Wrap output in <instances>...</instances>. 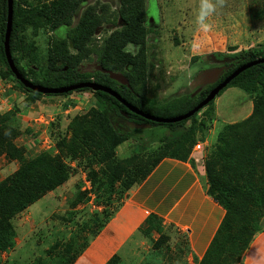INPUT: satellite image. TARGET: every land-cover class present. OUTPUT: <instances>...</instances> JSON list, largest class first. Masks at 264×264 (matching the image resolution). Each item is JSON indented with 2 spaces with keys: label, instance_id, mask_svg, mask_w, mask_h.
Masks as SVG:
<instances>
[{
  "label": "trees",
  "instance_id": "16d2710c",
  "mask_svg": "<svg viewBox=\"0 0 264 264\" xmlns=\"http://www.w3.org/2000/svg\"><path fill=\"white\" fill-rule=\"evenodd\" d=\"M90 1L40 0L38 4H33L30 0H14L9 47L23 77L48 88L96 82L116 91L136 109L162 118L183 115L208 96L211 85L202 89L199 94L177 96L158 104L153 102L147 92L148 20L145 0H120L122 5L116 12H110L107 4L100 6L98 2L91 4ZM84 4L86 7L79 17L77 13ZM8 15V0H0L1 77H11L22 90L29 92V103L36 102L43 96H65L81 91H90L97 98L96 106L86 115L77 116L69 126L74 133V140L72 145H67L66 158L75 161L77 153L86 157L85 167L90 169L88 176L95 190V201L99 203L100 195H103L105 201V209L96 212L94 219L83 226V229L88 227L92 232L90 237L86 236L84 249L72 248L75 243L70 244V249H75V253L68 256L69 260L64 264H74L123 204L122 201L110 213L109 206L113 204L114 192L119 190L123 194L142 184L164 159L189 160L193 147L200 140L198 132L204 131L207 119L199 123L197 116L200 112H197L180 122L160 123L131 111L116 97L101 90L94 91L85 87L62 94H44L27 88L17 79L7 62L5 35ZM118 18L122 20L123 26L113 30L101 44H97L94 36L98 29L106 24L116 23ZM257 19H264V7L258 10ZM63 26L67 28L65 36L49 37L46 56H42L34 39L42 30H56ZM130 43L139 46L136 54L126 50ZM237 50L238 48H231V51L236 52L229 55L221 52L214 54L218 58L229 59L225 75H230L246 63L264 58V44ZM93 59L106 70L122 73L128 79L129 86L100 70L83 71L81 64ZM230 86L239 87L252 96L254 108L248 118L227 124L219 133L211 150V158L206 162L209 181L207 193L226 210L219 232L225 228L231 229L236 224L242 235H234L237 241L230 250L228 245L219 243L221 235L218 233L205 252L201 264H216L222 256L231 257L230 253H235L238 263L256 234L264 230V63L240 73L231 81L228 87ZM210 104L205 107L206 116L214 112ZM72 105L66 104L65 108ZM118 116H129L128 120L148 123L153 127L166 126L169 134L159 138L156 147L138 148L129 158L114 160L116 149L139 131L138 128L115 126L114 119ZM18 134L12 127L0 129V156L5 153L10 159L21 161L14 174L0 180V249L6 247L3 242L6 237L8 239L11 236L12 219L47 193L64 185L77 172L62 156L44 154L26 159L24 149L14 141ZM79 164L83 165L82 162ZM95 164H101V173L94 168ZM85 199L86 195L81 194L71 200V204L75 206ZM61 218L67 223L71 221V214ZM161 220L156 214L150 215L143 228L144 234L149 237L154 229L161 231ZM163 240L166 237L162 236L161 241L164 242ZM60 246L61 242L56 241L46 253L51 249L58 250ZM81 249L83 251L79 254ZM119 257L120 255L115 254L109 264H113ZM31 264L48 263L43 257H39Z\"/></svg>",
  "mask_w": 264,
  "mask_h": 264
},
{
  "label": "rangeland",
  "instance_id": "374dc122",
  "mask_svg": "<svg viewBox=\"0 0 264 264\" xmlns=\"http://www.w3.org/2000/svg\"><path fill=\"white\" fill-rule=\"evenodd\" d=\"M30 1L38 4L40 0ZM94 2H98L100 6L107 4L110 12L119 11L122 5L120 0ZM208 2L213 5V11L205 19V24L208 25L205 29L199 22L203 0L144 1L148 20L147 92L153 102L158 104L177 96L199 94L209 84L195 86L202 72L223 65L215 62L211 54L221 52L229 55L236 52L231 51L234 47L241 50L264 44V19H257L258 10L264 7V0ZM121 26L123 22L120 18L114 24H106L96 33L94 40L101 44L103 39ZM66 33L65 26L58 30H42L34 39L35 45L41 50L42 56H46L48 38L55 35L64 37ZM126 50L136 54L139 46L130 44ZM98 65L93 59L86 60L81 66L83 71L94 72ZM2 71L0 67V73ZM224 90L210 104L214 112L206 116V107L197 116L199 123L207 119V126L197 136L199 141L204 140L205 145L199 151L194 150V147L192 150V154H196L195 162L205 183H209L205 173L206 162L211 158V150L219 133L227 124L248 118L254 108L252 96L241 88L230 86ZM66 104L75 105L66 109ZM96 104L97 98L90 91L74 92L65 96H43L40 100L29 103V92L22 90L11 77L0 76V129L8 126L19 132L14 141L24 149L26 159H34L44 154L62 156L77 170L64 185L47 193L12 219L11 236L8 239L6 237L3 242L6 247L0 249V264H31L39 257H43L48 264H64L69 260L68 256L75 253V249H70V244L75 243L72 248H81L86 236H91V230L88 227L83 229V226L94 219L96 212L105 209L104 197L100 195L97 204L95 190L88 176L90 169L85 167L86 157L77 153V159L70 161L66 155L67 145H72L74 140V133L69 129L70 124L77 116L86 115ZM114 122L116 126L123 125L119 117ZM168 131L166 126L161 125L139 129L133 138L116 149L113 159L129 158L138 148L158 146V139L169 133ZM20 165L21 161L10 159L5 153L1 154L0 180L14 174ZM94 168L101 173V164H95ZM81 194H85L86 199L73 206L71 200ZM127 197L128 192L122 194L119 190L115 191L112 196L113 204L109 206L110 213L122 201L124 204ZM67 214H71V221L65 223L61 217ZM160 222L162 230L151 229L149 237L141 229L125 245L119 259L113 264H201L205 254L200 256L194 250L187 230L166 221ZM262 223L264 225V217ZM219 229L220 227L214 238L219 233V243L228 245L231 250L237 241L234 235H242L238 226L234 224L231 229L225 228L222 232ZM162 236L166 237L164 242L161 241ZM56 241L61 242L60 248L46 253ZM230 256L220 257L216 264H242L243 256L238 263L235 253H230Z\"/></svg>",
  "mask_w": 264,
  "mask_h": 264
},
{
  "label": "crops",
  "instance_id": "0c3cea01",
  "mask_svg": "<svg viewBox=\"0 0 264 264\" xmlns=\"http://www.w3.org/2000/svg\"><path fill=\"white\" fill-rule=\"evenodd\" d=\"M195 158L196 154L187 161L164 159L142 184L128 191L123 206L74 264H109L146 227V220L152 214L164 223L187 230L194 250L203 256L226 211L207 193L208 183ZM242 264H264V230L254 237Z\"/></svg>",
  "mask_w": 264,
  "mask_h": 264
},
{
  "label": "water",
  "instance_id": "95a60500",
  "mask_svg": "<svg viewBox=\"0 0 264 264\" xmlns=\"http://www.w3.org/2000/svg\"><path fill=\"white\" fill-rule=\"evenodd\" d=\"M8 10H9L8 25H7L6 35H5V47H6L7 59H8V63L10 65L11 69L13 70L14 74L18 77L19 80L22 81V83L26 87H28L32 90H35V91L42 92L44 94H62V93H66L69 91H73V90H76L79 88H85V87L91 88L95 91L101 90V91L107 92V93L113 95L114 97H116L123 104H125L130 110L136 112L137 114H140L141 116H143L149 120L155 121V122L176 123V122H180V121L186 120L188 118H191L193 115H195L197 112H199L205 106H207L209 103L214 101L216 99V97L220 94V92H222L225 88H227L228 85L231 83V81L235 77H237L240 73H242L243 71H245L246 69H248L254 65H257L259 63H264V58H259L257 60L251 61L249 63H246V64L238 67L230 75H228L224 79V81H222L218 86L213 88L210 91V93L208 94V96L203 101H201L191 111H189L183 115L173 117V118L156 117L154 115H150V114L144 113V112L136 109L131 104H129L125 99H123L116 91H114L111 88L106 87L102 84L96 83V82H86V83H81L78 85H73V86L64 87V88H48V87H44V86L39 85V84H34L32 81L28 80L27 78L22 77V75L20 74V72L18 71V69L15 66L14 60H13L12 55H11L10 47H9L10 37H11V33H12V26H13L14 0H8ZM210 56L213 58L216 57L214 54H211ZM98 70L109 73L111 78L119 81L122 84L129 85L128 79L120 72H114V71L106 70L103 67H98ZM223 71H224L223 67H217V68H212V69H209V70L202 72V74L199 76L197 82L195 83V86H197L199 84L203 85V84H207V83L216 82L221 77ZM131 126L135 127V128H143V127H149V126H151V124L131 123Z\"/></svg>",
  "mask_w": 264,
  "mask_h": 264
},
{
  "label": "clouds",
  "instance_id": "9594fccd",
  "mask_svg": "<svg viewBox=\"0 0 264 264\" xmlns=\"http://www.w3.org/2000/svg\"><path fill=\"white\" fill-rule=\"evenodd\" d=\"M90 3L91 4H93V3H95L94 2V0H91L90 1ZM89 3V4H90ZM88 4V5H89ZM86 7V4H84V5H82L81 7H80V9H79V11H78V16L80 17L81 16V13H82V11H83V9ZM213 11V5L211 4V3H209L208 2V0H203V3H202V6H201V13H200V16H199V22H200V24H201V26L203 27V28H205V29H207L208 28V25L207 24H205V19H206V17L211 13ZM60 28V27H59ZM58 28V29H59ZM118 28V27H117ZM58 29H56V30H58ZM98 31H99V29H98ZM97 31V32H98ZM55 36H57V35H55ZM58 37V36H57ZM58 38H63V37H58ZM130 44H133V43H130ZM129 44V45H130ZM134 45H136V44H134ZM11 51V50H10ZM129 51V50H128ZM11 55H12V58H13V60H14V57H13V54L11 53ZM6 56H7V54H6ZM216 58V57H215ZM224 60H226V58L224 59ZM7 62H8V59H7ZM14 63H15V61H14ZM8 65H9V63H8ZM82 65V64H81ZM15 66H16V64H15ZM98 67H102V66H100V65H98ZM98 67H97V70H98ZM9 68L11 69V67H10V65H9ZM16 68H17V66H16ZM81 68H82V66H81ZM18 69V68H17ZM12 70V69H11ZM83 70V69H82ZM13 71V70H12ZM19 71V70H18ZM101 71V70H100ZM20 72V71H19ZM14 73V72H13ZM21 74V73H20ZM22 75V74H21ZM16 76V75H15ZM17 77V76H16ZM23 77V76H22ZM24 78H26V77H24ZM17 79H18V77H17ZM28 80H30V81H32L31 79H29V78H27ZM21 81V80H20ZM22 82V81H21ZM33 82V81H32ZM35 84V83H34ZM129 86V85H128ZM28 88V87H27ZM30 89V88H29ZM95 91V90H94ZM220 95V94H219ZM218 95V96H219ZM217 96V97H218ZM216 97V98H217ZM210 104V103H209ZM208 104V105H209ZM206 107V106H205ZM204 107V108H205ZM203 108V109H204ZM202 110V109H201ZM201 110L199 111V112H201ZM132 111V110H131ZM134 112V111H133ZM136 113V112H135ZM124 114V113H123ZM113 115V114H112ZM140 115V114H139ZM119 118H120V116H118ZM122 118H125L127 121V128H132V129H135V127H132L131 126V123H136V124H148V123H137V122H134V121H131V120H128L127 119V117H122ZM114 119V118H113ZM116 119V118H115ZM114 119V120H115ZM114 124H115V122H114ZM115 126H116V124H115ZM124 128H125V125H122ZM151 126H153V125H151ZM151 126H149V127H151ZM143 128H148V127H143ZM138 129H142V128H138ZM169 134V133H168ZM197 144H202V148H203V144H204V141L203 142H201V141H199ZM197 144L194 146V150H198V149H196V146H197ZM205 145V144H204ZM199 151V150H198ZM193 153V152H192ZM192 153H191V155H192ZM226 211V210H225Z\"/></svg>",
  "mask_w": 264,
  "mask_h": 264
},
{
  "label": "flooded vegetation",
  "instance_id": "af4514ba",
  "mask_svg": "<svg viewBox=\"0 0 264 264\" xmlns=\"http://www.w3.org/2000/svg\"><path fill=\"white\" fill-rule=\"evenodd\" d=\"M215 62H218V63H223V65H219L220 67H224V71H223V73H222V75H221V77L216 81V82H213V83H209V84H207V86H209V85H211L212 87L210 88V90H212L213 88H215L216 86H218L222 81H224V79L228 76V75H225V72L228 70V66H227V62L229 61V59L228 58H226V62L225 61H222V60H224L225 58H218V57H216V58H213V57H211ZM219 66H217V67H219ZM120 119H122V121H123V125H125V126H127V120L125 119V118H122V117H120ZM127 119H129V116H128V118Z\"/></svg>",
  "mask_w": 264,
  "mask_h": 264
},
{
  "label": "built area",
  "instance_id": "2783aa9c",
  "mask_svg": "<svg viewBox=\"0 0 264 264\" xmlns=\"http://www.w3.org/2000/svg\"><path fill=\"white\" fill-rule=\"evenodd\" d=\"M196 149L198 150L202 149V144H197Z\"/></svg>",
  "mask_w": 264,
  "mask_h": 264
}]
</instances>
